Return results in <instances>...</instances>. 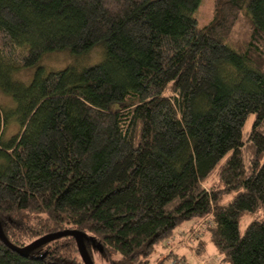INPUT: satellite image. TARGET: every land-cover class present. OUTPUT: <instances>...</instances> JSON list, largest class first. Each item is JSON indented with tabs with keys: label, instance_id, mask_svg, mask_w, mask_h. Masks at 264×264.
<instances>
[{
	"label": "trees",
	"instance_id": "1",
	"mask_svg": "<svg viewBox=\"0 0 264 264\" xmlns=\"http://www.w3.org/2000/svg\"><path fill=\"white\" fill-rule=\"evenodd\" d=\"M200 1L0 0L10 244L72 230L93 264H149L193 222L208 238L197 251L208 242L221 264H264V0H214L198 27ZM98 47L95 66H40ZM0 264L83 262L66 236L25 256L0 240Z\"/></svg>",
	"mask_w": 264,
	"mask_h": 264
},
{
	"label": "rangeland",
	"instance_id": "2",
	"mask_svg": "<svg viewBox=\"0 0 264 264\" xmlns=\"http://www.w3.org/2000/svg\"><path fill=\"white\" fill-rule=\"evenodd\" d=\"M213 2L214 0H201L197 9L191 14V17L196 20L198 27H203L210 22ZM97 52H100V55L97 54ZM103 55V51L99 47L94 48L89 54L81 57H76L64 52L61 54L50 55L49 59H44L40 63V66L43 68L44 72L59 71L71 64L87 68L100 64L103 60ZM32 73L33 70L27 72V76H29L26 81L31 79ZM9 102L12 103V99L0 91V106L6 107L5 105L11 104ZM16 122L17 121L14 119L10 121V123L14 125H16ZM6 130L9 133H16L19 130V127L10 126ZM10 136L11 135L8 137ZM192 223L193 222L183 223L175 232L172 239L165 242L164 246H161V244L157 245L153 255L149 258V264H221V257L217 254L215 248L208 242L205 244L204 251L202 249L197 251V244L199 242L197 240L203 238L202 240L205 242L208 241V238H204L203 236L205 233L204 229H202L205 226L204 224L200 225L199 223L195 226H191ZM245 226L246 221L241 224V232L244 231ZM94 259L96 264H106V262L97 255Z\"/></svg>",
	"mask_w": 264,
	"mask_h": 264
},
{
	"label": "water",
	"instance_id": "3",
	"mask_svg": "<svg viewBox=\"0 0 264 264\" xmlns=\"http://www.w3.org/2000/svg\"><path fill=\"white\" fill-rule=\"evenodd\" d=\"M66 236H70L75 240L76 243V247H77V251L78 254L82 260V262L84 264H93L84 245V239H83V235L78 232V231H72V230H68V231H62V232H56V233H52L46 236H43L37 240H35L34 242H32L31 244L25 246V247H15L12 244H10L7 239L5 238V236L3 235V232L1 230L0 227V240L1 242L8 247L10 250H13L17 253H19L22 256L28 255L29 253H31L32 251L38 249L39 247L55 240L61 237H66Z\"/></svg>",
	"mask_w": 264,
	"mask_h": 264
}]
</instances>
